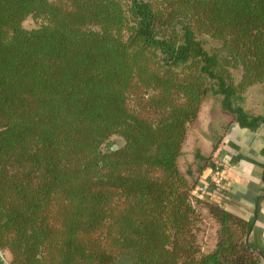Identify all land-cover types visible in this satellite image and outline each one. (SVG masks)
Returning a JSON list of instances; mask_svg holds the SVG:
<instances>
[{"label":"trees","instance_id":"obj_1","mask_svg":"<svg viewBox=\"0 0 264 264\" xmlns=\"http://www.w3.org/2000/svg\"><path fill=\"white\" fill-rule=\"evenodd\" d=\"M257 83L264 0H0L8 264H264L255 214L202 178L233 122L264 123ZM211 96L230 121L205 143Z\"/></svg>","mask_w":264,"mask_h":264},{"label":"crops","instance_id":"obj_2","mask_svg":"<svg viewBox=\"0 0 264 264\" xmlns=\"http://www.w3.org/2000/svg\"><path fill=\"white\" fill-rule=\"evenodd\" d=\"M263 148L264 123L250 129L233 122L215 152V159L219 157L226 163L225 197L233 208L244 209L247 216L255 214L250 239L264 250V200L255 212L256 196L264 195V155L261 152ZM211 171L212 167H207L202 178L208 180ZM0 264H7L2 255Z\"/></svg>","mask_w":264,"mask_h":264},{"label":"rangeland","instance_id":"obj_3","mask_svg":"<svg viewBox=\"0 0 264 264\" xmlns=\"http://www.w3.org/2000/svg\"><path fill=\"white\" fill-rule=\"evenodd\" d=\"M24 24L27 27H32L36 23L31 17H28L25 20ZM218 42H219L218 40L209 38L207 46L215 45ZM212 105H215V109L217 110V113H216L215 116H214V114L211 111ZM244 105L247 107V109L253 110L257 114L264 115V83L263 84L262 83H257V84L251 86L248 89V91L246 92V95H245ZM211 118L215 119V124L214 125L217 126V127L214 128V129H216V131H217L218 128L221 127V125L228 124V122L230 121V117L226 114V112L221 110L219 104L217 103V100H215L212 96L206 101L205 111H204V115H203V123H204L203 124V126H204L203 128H204V131H202L200 133V135L203 138L201 140L204 141L205 143H206V141L210 142V140H206L207 138L204 135H207L208 132H211V129H210V126H209V121L213 122L212 120H214V119L211 120ZM197 135H199V132L195 133V139L197 138ZM114 140L117 141V142L120 141L119 138H114ZM189 149H191L190 146H189ZM216 151H217V148H216V150L213 153V159H215V157H216L215 156L216 155L215 154ZM188 157L191 158L192 154L189 153ZM214 161L216 163L218 161H223V160H221V158L217 157ZM184 166H186V165H184ZM211 173H212V171H211ZM201 184H203V183H201ZM198 186H199V184H198ZM198 189H199V187L197 188L196 193L197 194H201ZM1 255L4 256L5 259L7 260V253H1L0 252V256ZM7 264H8V260H7Z\"/></svg>","mask_w":264,"mask_h":264},{"label":"built area","instance_id":"obj_4","mask_svg":"<svg viewBox=\"0 0 264 264\" xmlns=\"http://www.w3.org/2000/svg\"><path fill=\"white\" fill-rule=\"evenodd\" d=\"M227 177V167L226 163L224 161H218L215 163L214 167H212V173L209 178V182L218 191H222L224 189V182ZM199 187V192L204 191L206 188V184L203 183L198 186ZM197 187V188H198ZM196 188V190H197ZM195 190V192H196Z\"/></svg>","mask_w":264,"mask_h":264},{"label":"water","instance_id":"obj_5","mask_svg":"<svg viewBox=\"0 0 264 264\" xmlns=\"http://www.w3.org/2000/svg\"><path fill=\"white\" fill-rule=\"evenodd\" d=\"M115 147V146H114Z\"/></svg>","mask_w":264,"mask_h":264}]
</instances>
